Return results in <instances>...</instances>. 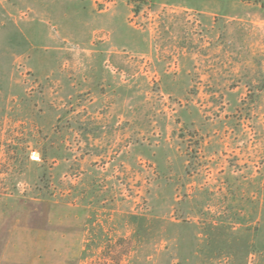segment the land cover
Returning a JSON list of instances; mask_svg holds the SVG:
<instances>
[{"label": "rangeland", "instance_id": "374dc122", "mask_svg": "<svg viewBox=\"0 0 264 264\" xmlns=\"http://www.w3.org/2000/svg\"><path fill=\"white\" fill-rule=\"evenodd\" d=\"M0 260L264 264V0H0Z\"/></svg>", "mask_w": 264, "mask_h": 264}, {"label": "crops", "instance_id": "0c3cea01", "mask_svg": "<svg viewBox=\"0 0 264 264\" xmlns=\"http://www.w3.org/2000/svg\"><path fill=\"white\" fill-rule=\"evenodd\" d=\"M5 255H7V253L5 252ZM0 262H1V260H0Z\"/></svg>", "mask_w": 264, "mask_h": 264}]
</instances>
